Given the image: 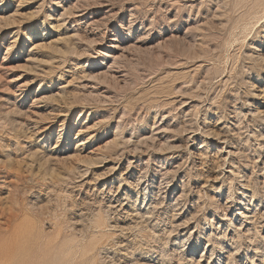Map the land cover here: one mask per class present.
Wrapping results in <instances>:
<instances>
[{
    "label": "rangeland",
    "instance_id": "1",
    "mask_svg": "<svg viewBox=\"0 0 264 264\" xmlns=\"http://www.w3.org/2000/svg\"><path fill=\"white\" fill-rule=\"evenodd\" d=\"M1 14L0 264H227L230 250L264 264V0H0Z\"/></svg>",
    "mask_w": 264,
    "mask_h": 264
},
{
    "label": "bare ground",
    "instance_id": "2",
    "mask_svg": "<svg viewBox=\"0 0 264 264\" xmlns=\"http://www.w3.org/2000/svg\"><path fill=\"white\" fill-rule=\"evenodd\" d=\"M3 1V0H2ZM76 1H78V0H76ZM20 4V3H19ZM71 4V3H70ZM21 5V4H20ZM76 6V5H75ZM77 7V6H76ZM67 8V7H66ZM72 8H73V6H72ZM223 8V7H222ZM63 9V8H62ZM74 9V8H73ZM9 11V10H8ZM15 11V10H14ZM71 11V10H70ZM2 13V12H1ZM7 13V12H6ZM14 13V12H13ZM15 13H17V12H15ZM73 13V12H72ZM8 15V14H7ZM61 15V14H60ZM10 16V15H9ZM68 16V15H67ZM47 17V16H46ZM7 17H4V14H1L0 15V22L1 21H5V20H8V19H6ZM12 19V18H11ZM14 19V18H13ZM60 21V20H59ZM6 22V21H5ZM11 22V21H10ZM9 22V23H10ZM13 22V21H12ZM8 23V24H9ZM14 23V22H13ZM20 23V22H19ZM224 23V22H223ZM12 24V23H11ZM4 25V24H3ZM264 25V24H263ZM1 26V25H0ZM5 26V25H4ZM59 26V25H58ZM257 26V25H256ZM57 28V27H56ZM59 29V28H58ZM18 30V29H17ZM55 30V29H54ZM256 31V30H255ZM16 34V33H15ZM13 36H14V34H13ZM26 36H27V34H26ZM59 38H61V37H59ZM31 39V38H30ZM35 39V38H34ZM62 39V38H61ZM40 41V40H39ZM38 41V42H39ZM57 41V40H56ZM59 41V40H58ZM63 41V40H62ZM31 42V41H30ZM42 42V41H41ZM112 42V41H111ZM251 42V41H250ZM47 43V42H46ZM50 43V42H49ZM59 43V42H58ZM60 43H62V42H60ZM65 43V42H64ZM67 43H68V41H67ZM10 44V43H9ZM23 44V43H22ZM51 44V43H50ZM43 45L44 44H33V45H30V49H29V52H28V54H26V60L25 61H27L28 62V64H29V62H34L35 61V54H37V51L38 50H40L42 47H43ZM54 45V44H53ZM56 45V44H55ZM55 45H54V47H55ZM20 46V45H19ZM51 46V45H50ZM64 46V45H63ZM113 46V45H112ZM8 47V46H7ZM14 47V46H13ZM47 47V46H46ZM52 47V46H51ZM115 47V46H114ZM56 48H57V46H56ZM112 48V47H111ZM252 48H253V46H252ZM23 49V48H22ZM46 49V48H45ZM44 49V50H45ZM48 49V48H47ZM7 50V49H6ZM15 50V49H14ZM50 50V49H49ZM54 50L55 49H53V51L52 52H54ZM56 50H58V49H56ZM111 50V49H110ZM41 51V50H40ZM43 51V50H42ZM68 51V50H67ZM251 51V50H250ZM59 52V51H58ZM74 53V52H73ZM39 54V53H38ZM55 54V53H54ZM107 54V53H106ZM7 56V55H6ZM255 56V55H254ZM112 58V57H111ZM37 59V58H36ZM38 60V59H37ZM41 60V59H40ZM256 61L258 60V61H263V59L260 57V58H256L255 59ZM4 61V60H3ZM38 64V63H37ZM36 64V65H37ZM41 64V63H40ZM33 66V65H32ZM31 66V67H32ZM38 66V65H37ZM43 70H45V69H43ZM84 70V69H83ZM109 70V69H108ZM46 71V70H45ZM47 72V71H46ZM81 72V71H80ZM98 72V71H97ZM110 72V71H109ZM263 72V71H262ZM93 73H94V71H93ZM78 74V73H77ZM80 74V73H79ZM92 74V73H91ZM101 75H102V73H100ZM108 74V73H107ZM81 75H82V72H81ZM80 75V76H81ZM84 75V74H83ZM86 75V74H85ZM95 76V75H94ZM111 76V75H110ZM36 77V76H35ZM41 77H43V76H41ZM85 77V76H84ZM84 77H82V78H84ZM89 77V76H88ZM97 77H98V74H97ZM101 77H103V76H101ZM100 77V78H101ZM105 77H107L106 75H105ZM105 77H103V78H105ZM91 78V75H90V77H89V79ZM95 78V77H94ZM45 79V78H44ZM79 79H80V77H79ZM102 79V78H101ZM96 80V79H95ZM39 82V81H38ZM45 82V81H44ZM52 82V81H51ZM30 83V82H29ZM46 84V83H45ZM41 86H42V84H40ZM44 85V84H43ZM27 86V85H26ZM250 86V85H249ZM254 86V85H253ZM20 87V86H19ZM38 87V86H37ZM51 87V86H50ZM31 88V87H30ZM41 88V87H40ZM65 89V88H64ZM19 90V89H18ZM59 90V89H58ZM60 90H61V88H60ZM20 91V90H19ZM38 91V90H37ZM63 91H65V90H63ZM67 91V90H66ZM259 91V90H258ZM50 93V92H49ZM65 93V92H64ZM70 93V92H69ZM75 93V92H74ZM81 93V92H80ZM80 93H78V94H80ZM93 93V92H92ZM65 94H68V93H65ZM77 94V93H76ZM86 94V93H85ZM58 95V94H57ZM62 95V94H61ZM68 95H70V94H68ZM83 94L81 93V96H82ZM34 96V95H33ZM48 96V95H47ZM59 96H60V94H59ZM76 96V95H75ZM80 96V95H79ZM92 96V95H91ZM53 101H54V99H56L55 97V95L54 96H52L51 97V95L49 96ZM60 97H62V96H60ZM82 97H85V95H83ZM95 97V96H94ZM96 97H97V95H96ZM99 97H101V96H99ZM256 97H258L259 99H263L264 100V92H261L259 95H257ZM71 98V97H70ZM86 98V97H85ZM92 98V97H91ZM98 98V97H97ZM106 98V97H105ZM104 98V99H105ZM33 99H35L34 100V105L35 104H38V103H42V102H44L45 103V101L46 100H49L50 101V99H47V98H45V97H36V98H33ZM66 99H69V98H66ZM65 99V100H66ZM93 99H95V98H93ZM101 99H103V97L101 98ZM58 100L59 99H57V102H58ZM62 100V99H61ZM95 100H98V99H95ZM33 101V100H32ZM62 101H64V100H62ZM67 102H68V100H66ZM66 101L64 102V103H66ZM84 101H86V99L84 100ZM83 101V102H84ZM99 101V100H98ZM98 101H97V103H98ZM102 101V100H101ZM107 101V100H106ZM259 101V100H258ZM72 102V101H71ZM96 102V101H95ZM100 102V101H99ZM102 102H104V101H102ZM101 102V103H102ZM110 102H111V100H110ZM101 103H99V104H101ZM32 104V103H31ZM47 104V103H46ZM55 104H56V102H55ZM58 104H59V102H58ZM61 104V103H60ZM103 104V103H102ZM261 104H263V103H261ZM45 105V104H44ZM53 105V104H52ZM65 105V107H66V104H64ZM70 105V104H69ZM46 106V105H45ZM56 106H57V104H56ZM61 106H63V105H61ZM31 107V106H30ZM35 107V106H34ZM42 107V106H41ZM53 107V106H52ZM64 107V106H63ZM35 108H38V107H35ZM254 108V107H253ZM42 109V108H41ZM52 109V108H51ZM61 110H59L58 111V114H60L59 116L61 117L62 115L64 116V115H66V112L67 111H63V109L62 108H60ZM256 109V108H255ZM8 110V109H7ZM12 110V109H11ZM55 110V109H54ZM58 110V109H57ZM66 110V109H65ZM249 110V109H248ZM253 110V109H252ZM251 110V111H252ZM19 111V110H18ZM18 111H16V112H18ZM35 111V110H34ZM38 111V110H37ZM37 111H35V112H37ZM254 111V110H253ZM7 112V111H6ZM12 112H14V111H12ZM15 112V113H16ZM21 112V111H20ZM90 112V111H89ZM8 113V112H7ZM6 113V114H7ZM19 113V112H18ZM22 113V112H21ZM21 113H19V114H21ZM48 113V112H47ZM54 113V112H53ZM68 113V112H67ZM82 113H83V111H82ZM251 113V112H250ZM255 113V112H254ZM261 113V112H260ZM18 114V115H19ZM23 114V113H22ZM32 114V113H31ZM35 114V113H34ZM37 114V113H36ZM35 114V115H36ZM51 114H52V112H51ZM262 114V113H261ZM264 114V113H263ZM8 115V114H7ZM26 115V114H25ZM46 115V114H45ZM44 115V116H45ZM243 115H244V113H243ZM257 115H258V117H259V112H257ZM4 116H6V115H4ZM27 116V115H26ZM43 116V117H44ZM80 116V115H79ZM223 116V115H222ZM13 117V116H12ZM16 117H17V115H16ZM48 117H50V116H48ZM47 117V119H49ZM219 117V116H218ZM217 117V118H218ZM252 117V116H251ZM41 118V117H40ZM51 118H53V116L52 117H50V119ZM57 118H58V116H57ZM56 118V119H57ZM45 119V118H44ZM55 119V118H54ZM65 119V118H64ZM219 119V118H218ZM222 119H224V118H222ZM236 119V118H235ZM242 120V119H241ZM14 121V120H13ZM12 121V122H13ZM35 121V120H34ZM48 121H50V120H48ZM64 121V120H63ZM10 122V121H9ZM11 122V123H12ZM54 122V121H53ZM218 122V121H217ZM216 122V123H217ZM239 122V121H238ZM46 123V122H45ZM44 123V124H45ZM246 123V122H245ZM18 124V123H17ZM22 124V123H21ZM34 124V123H33ZM43 124V125H44ZM14 125V124H13ZM19 125V124H18ZM39 125V124H38ZM37 125V126H38ZM62 125V124H61ZM94 125V124H93ZM96 125V124H95ZM226 125V124H225ZM35 126V125H34ZM36 126V127H37ZM84 126V125H83ZM118 126V125H117ZM116 126V127H117ZM214 126H216V124L215 125H213V127ZM33 127V126H32ZM42 127V126H41ZM44 127V126H43ZM42 127V128H43ZM91 127H94V126H91ZM123 127V126H122ZM225 127H227V126H225ZM231 127V126H230ZM229 127V128H230ZM241 127V126H240ZM12 128H13V126H12ZM79 128V127H78ZM88 128V127H87ZM232 128V127H231ZM249 127H247V129H248ZM257 128V127H256ZM260 128V127H259ZM91 129V128H90ZM214 129V128H213ZM26 130V129H25ZM36 129H34V131H35ZM78 130V129H77ZM85 130L86 129H82V128H79V130H78V134L80 133V131L82 132V131H84L85 132ZM89 130V129H88ZM164 130H166V129H164ZM216 130V129H215ZM24 131V130H23ZM27 131H28V129H27ZM27 131H25V132H27ZM32 131V130H31ZM33 131V132H34ZM62 131V130H61ZM134 131V130H133ZM30 132V131H29ZM41 132V131H40ZM63 132V131H62ZM137 132V131H136ZM234 132V131H233ZM253 132H255V131H253ZM94 133V132H93ZM113 133H114V131H113ZM223 133V132H222ZM224 133H225V131H224ZM228 133H229V131H228ZM23 134V133H22ZM25 134V133H24ZM27 134V133H26ZM32 134H34V133H32ZM31 134V135H32ZM91 134V133H90ZM114 134H116V133H114ZM217 134V133H216ZM233 134V133H232ZM238 134V133H237ZM28 135V134H27ZM35 135H36V133H35ZM61 135L62 134H59V136L57 137V138H61ZM121 135V134H120ZM225 135H226V133H225ZM67 136V135H66ZM80 136V135H79ZM208 136H211V134L209 133L208 134ZM231 136V135H230ZM255 136V135H254ZM29 137V136H28ZM27 137V138H28ZM33 137V136H32ZM81 137V136H80ZM222 137V136H221ZM239 137V136H238ZM260 137V136H259ZM215 138V137H214ZM226 139H224V144H228V146H229V148H232L233 149V151L231 152V151H229V152H227L226 154L228 155H231V158H235V154H238V153H240V152H238V150H237V152H235V149H238V148H235V147H233L232 145L230 146V140L229 139H227V137H225ZM85 139H87V141L86 142H84V144L83 145H86L89 141H91L92 139H93V137H91V136H88V137H86ZM124 139V138H123ZM126 139V138H125ZM187 139V138H186ZM189 139V138H188ZM187 139V140H188ZM249 139V138H248ZM113 140V139H112ZM233 140V139H232ZM235 141V140H234ZM255 141V140H254ZM80 142V141H79ZM134 143V142H133ZM235 143V142H234ZM115 144V146H118L120 143H118V142H115L114 143ZM259 144V143H258ZM80 145V144H79ZM114 146V145H113ZM225 146V145H224ZM227 146V147H228ZM235 146H237V145H235ZM243 146V145H242ZM56 147V146H55ZM83 147V146H82ZM257 147V146H256ZM129 148V147H128ZM137 148V147H136ZM139 148V147H138ZM164 148V147H163ZM101 149V148H100ZM103 149V148H102ZM101 149V150H102ZM57 150V149H56ZM89 150V152H87V155L86 156H82V154L83 153H85L86 151H88ZM97 150V149H96ZM141 150V149H140ZM220 150V149H219ZM229 150V149H228ZM75 151H77V154H78V156H80L79 158H84V159H80V161H79V164H80V162H82V164L83 163H87V165L88 166H92V165H94V164H96V162H94L93 161V157L92 156H94L95 157V155H92V154H94V152H93V150H90V148H87L86 146H84L83 148H78V150H75ZM131 151V150H130ZM133 151H134V149H133ZM245 151V150H244ZM52 152V151H51ZM119 152V151H118ZM242 152V151H241ZM261 152V151H260ZM36 153V152H35ZM75 153V152H74ZM97 153V152H96ZM95 153V154H96ZM127 153V152H126ZM219 153H220V151H219ZM221 153H222V151H221ZM37 154V153H36ZM76 154V153H75ZM72 155L73 157L72 158H74V156H76V155ZM203 154V153H202ZM261 154V153H260ZM34 155V154H33ZM85 155V154H84ZM114 155H116V154H114ZM201 155V153L199 154V156ZM207 155V154H206ZM226 155V156H227ZM36 156V155H35ZM44 156H47V155H44ZM101 156V155H100ZM260 156V155H259ZM122 157V156H121ZM220 157V156H219ZM253 157V156H252ZM48 158V157H47ZM78 157L76 158H74L75 160H78L79 159ZM87 158V159H86ZM91 158V159H90ZM101 158V157H100ZM225 158V157H224ZM259 158V157H258ZM71 159V158H70ZM102 159H104V158H102ZM113 159V158H112ZM201 159V158H200ZM222 159V158H221ZM257 159V158H256ZM41 160H42V158H41ZM41 160H38V161H41ZM43 160H45V159H43ZM57 160H58V158H57ZM233 160V159H232ZM259 160V159H258ZM105 161V160H104ZM112 161V160H111ZM226 161H227V159H226ZM54 162H57V161H54ZM203 162V161H202ZM225 162V161H224ZM235 162V161H234ZM251 162V161H250ZM44 163H45V161H44ZM52 163V162H51ZM237 164H238V162H237ZM244 164V163H243ZM262 164H263V166H264V160H263V162H262ZM30 164H28V167H30L29 166ZM201 165H203L202 163H201ZM73 166H74V168H73ZM72 167L70 166L69 167V170H71L72 168H73V170H71V172L73 173V171H75L76 169H78V167L77 168H75V166H76V164L75 165H73ZM79 166V165H78ZM84 166V165H83ZM88 166H86V168H88ZM95 167V166H94ZM26 168V167H25ZM85 168V167H84ZM85 168V169H86ZM223 168V167H222ZM228 170H229V172H228V174H230L231 176H233V177H235V179L237 178V176L241 173V172H239V170H240V168H241V165H235V163H230V165H228ZM250 168V167H249ZM263 169H264V167H262ZM27 169V168H26ZM29 169V168H28ZM31 169V168H30ZM29 169V170H30ZM75 169V170H74ZM219 169H221V168H219ZM126 170H127V168H126ZM213 170V169H212ZM78 171V170H77ZM87 171V170H86ZM113 171V170H112ZM215 171V170H214ZM71 172H69L70 173V175H71ZM76 172V171H75ZM79 172V171H78ZM85 172V171H84ZM89 172V169H88V171L86 172V174ZM216 172V171H215ZM220 172V171H219ZM242 172H244V171H242ZM264 172V171H263ZM76 174V173H75ZM79 174V173H78ZM216 174V173H215ZM222 174V173H221ZM227 174V175H228ZM246 174V173H245ZM74 175V174H73ZM82 175H83V173H82ZM85 175V174H84ZM243 175V174H242ZM81 176V175H80ZM241 176V175H240ZM81 177H83V176H81ZM247 177H248V175H247ZM215 178H217V177H215ZM230 178V177H229ZM262 179V178H261ZM246 180V179H245ZM236 181V180H235ZM248 181V180H247ZM262 181V180H261ZM246 182V181H245ZM253 182V181H252ZM139 183V182H138ZM263 183V182H262ZM242 184V183H241ZM240 186H242V185H240ZM252 186V185H251ZM22 187V186H21ZM24 187H25V185H24ZM243 188H244V191L242 192V197L244 198V199H247V197H248V194H250L251 193V196H250V201L248 200H246L247 202H248V205L247 206H253V199H254V197H255V194H254V192L253 191H251V189H249V184H248V182H247V184H245L244 183V185L242 186ZM252 188V187H251ZM19 189V188H18ZM27 189H28V187H27ZM22 190V189H21ZM25 190V189H24ZM167 190V189H166ZM18 191V190H17ZM19 192H20V189H19ZM27 192H28V190H27ZM167 192V191H166ZM250 192V193H249ZM258 195V194H257ZM256 198H257V196H256ZM165 199V198H164ZM260 199V198H259ZM157 201H159V200H157ZM258 201V200H257ZM263 201V200H262ZM261 201V199H260V201H258V205H260V203L262 202ZM15 202V201H14ZM160 202V201H159ZM162 202H163V197H162ZM231 201H228L227 203H230ZM246 202V203H247ZM142 203H144V202H142ZM156 203V202H155ZM161 203V202H160ZM164 204V203H163ZM155 205V204H154ZM157 205V204H156ZM240 205H242V201L240 202ZM147 206V205H146ZM149 206V205H148ZM174 206V205H173ZM159 207V206H158ZM141 208V207H140ZM137 209H138V207H137ZM155 209H156V207H155ZM245 210H248V207H245L244 208ZM264 209V208H263ZM135 210V209H134ZM133 210V211H134ZM173 210V209H172ZM260 210V209H259ZM151 211H153L152 209H149L148 211H146L144 214H146V215H150L151 214ZM256 210H254V212H255ZM127 212V211H126ZM153 213V212H152ZM166 213V212H165ZM264 213V212H263ZM139 214V213H138ZM137 214V215H138ZM144 214H142V215H144ZM244 213H240V215H242L244 218H247L246 217V215H243ZM148 215V216H149ZM13 216V215H12ZM139 217H140V215H139ZM176 217V216H175ZM254 217V216H253ZM255 217H256V215H255ZM262 217H264V214L262 215ZM258 218V217H257ZM248 219V218H247ZM258 220V219H257ZM256 222V221H255ZM253 224H255V225H250L249 224V227L250 226H254V234H255V236H254V238L256 239L258 236H259V232L257 231V226L258 225H256L257 224V222L256 223H254L253 222ZM260 224V223H259ZM141 225V224H140ZM231 226H233V223L231 224ZM242 226V225H241ZM83 228V227H82ZM81 228V229H82ZM138 228V227H137ZM239 229H235V232H236V234L238 235V238L240 239L241 237H243V235L244 234H242V233H240L239 232V230H240V226L238 227ZM246 228H247V226H246ZM258 228H259V226H258ZM81 229H80V232H81ZM84 229H85V227H84ZM83 229V230H84ZM141 229V228H140ZM96 230V229H95ZM251 229H247L246 230V232H249ZM86 231V230H85ZM252 231H253V228H252ZM83 232V231H82ZM141 232V231H140ZM76 233V232H75ZM103 233V232H102ZM225 233V232H224ZM82 234V233H81ZM139 234V233H138ZM167 234V233H166ZM169 234H171V231L169 232ZM250 234V233H249ZM253 234V235H254ZM223 235V234H222ZM215 236V235H214ZM226 237V236H225ZM224 236H222L220 239H217V238H211V237H208L207 239V242H212L213 243V246H215L216 247V249L218 250V251H221L222 250V245L224 244V238H225ZM244 237H246L245 235H244ZM237 238V239H238ZM156 239V238H155ZM245 239H248L249 240V243L250 244H252L254 241H255V239H252V235H251V237H246ZM188 240L189 239H187L186 241L188 242ZM214 240V241H213ZM185 241V242H186ZM256 241H257V239H256ZM168 243H169V238H167L166 239V243H164V244H161L159 241H158V244H159V246L161 247L162 246V248L160 249V251L159 252H164V248H163V245H168ZM234 243V242H233ZM256 243V242H255ZM185 246H186V243H184L183 245H182V251H180V254L178 255V257H180L179 259L180 260H184L183 259V252H184V248H185ZM84 247V246H83ZM164 247H166V246H164ZM158 249H159V247H158ZM236 249V248H235ZM238 250V249H237ZM236 250V251H237ZM255 250H258L257 248H255ZM194 251V250H193ZM257 255V254H256ZM234 257V253L233 252H231V250H230V252L228 251V253H227V255H226V258H225V260H226V262H227V264H230V261L232 260V258ZM160 260L159 261H157L156 262V258L154 259V260H145L144 259V263H141V257H140V259H129V260H127L128 262H124V264H170L169 263V261H168V255L167 254H162L161 256H160ZM217 258V259H216ZM216 258H214V254H212L211 255V257H210V259H213V260H215V264H220L221 263V258L219 257V256H217ZM112 260V259H111ZM75 261V260H74ZM112 261H114V260H112ZM92 262V261H91ZM112 263V262H111ZM50 264H55V263H50ZM116 264V263H115Z\"/></svg>",
    "mask_w": 264,
    "mask_h": 264
}]
</instances>
